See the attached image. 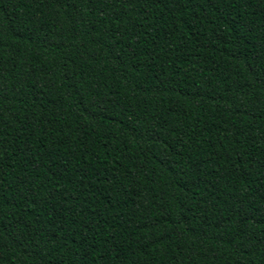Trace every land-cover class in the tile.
Listing matches in <instances>:
<instances>
[{
    "label": "trees",
    "instance_id": "trees-1",
    "mask_svg": "<svg viewBox=\"0 0 264 264\" xmlns=\"http://www.w3.org/2000/svg\"><path fill=\"white\" fill-rule=\"evenodd\" d=\"M0 264H264V0H0Z\"/></svg>",
    "mask_w": 264,
    "mask_h": 264
}]
</instances>
